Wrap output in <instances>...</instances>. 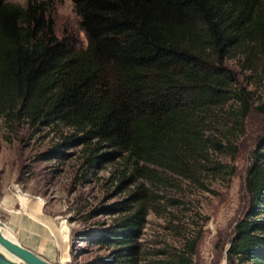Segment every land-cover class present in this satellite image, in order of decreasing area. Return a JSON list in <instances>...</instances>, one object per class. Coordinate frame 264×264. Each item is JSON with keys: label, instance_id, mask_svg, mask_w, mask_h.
Returning <instances> with one entry per match:
<instances>
[{"label": "trees", "instance_id": "trees-1", "mask_svg": "<svg viewBox=\"0 0 264 264\" xmlns=\"http://www.w3.org/2000/svg\"><path fill=\"white\" fill-rule=\"evenodd\" d=\"M70 1L84 47L56 35L50 0H0V118L8 129L81 134L63 136L52 153L76 141L87 146V169L119 158L121 185L154 183L162 172L195 180L203 171H223L220 162L208 165L224 147L214 134L216 119L238 102L241 125L252 98L235 86L226 61L239 56L245 69L264 75V0ZM245 188L248 207L234 226L227 262L264 264V135ZM148 199L139 184L130 197L138 208L115 227L89 234L116 248L106 264L137 263ZM127 201L109 208L128 211ZM197 241L186 240L170 264H192Z\"/></svg>", "mask_w": 264, "mask_h": 264}, {"label": "rangeland", "instance_id": "rangeland-1", "mask_svg": "<svg viewBox=\"0 0 264 264\" xmlns=\"http://www.w3.org/2000/svg\"><path fill=\"white\" fill-rule=\"evenodd\" d=\"M9 1L25 4L27 0ZM50 2L56 35L84 47L86 37L72 2ZM241 61L236 56L226 64L237 76L235 86L251 92L250 110L238 125L239 103L231 101L223 107L214 134L224 147L212 152L208 165L217 161L225 167L203 171L195 180L162 172L163 179L154 183L139 179L121 185L118 176L124 166L119 158L103 159L87 169V146L76 141L52 153L64 142L63 136L77 139L81 134L27 127L11 131L0 118V221L5 229L50 263L106 264L115 258L116 248L91 241L89 234L115 227L135 211L139 204L130 197L142 183L149 199L137 239L136 264H170L175 253L185 249L186 240L195 237L192 264H228L226 251L234 226L248 207L245 178L252 151L264 135V75L245 69ZM229 143L236 147L235 154L225 148ZM108 152L102 149L99 154ZM20 193L28 199L26 209ZM124 200H129L124 204L128 211L109 208ZM62 227L67 231L63 240Z\"/></svg>", "mask_w": 264, "mask_h": 264}, {"label": "water", "instance_id": "water-1", "mask_svg": "<svg viewBox=\"0 0 264 264\" xmlns=\"http://www.w3.org/2000/svg\"><path fill=\"white\" fill-rule=\"evenodd\" d=\"M2 223L0 222V227ZM230 245V243H229ZM0 264H53L27 247L6 237L0 230ZM66 264V263H60Z\"/></svg>", "mask_w": 264, "mask_h": 264}, {"label": "bare ground", "instance_id": "bare-ground-1", "mask_svg": "<svg viewBox=\"0 0 264 264\" xmlns=\"http://www.w3.org/2000/svg\"><path fill=\"white\" fill-rule=\"evenodd\" d=\"M18 198L20 199V201L22 202V206L26 209L28 206H27V203H28V199L23 195V194H19ZM1 222V221H0ZM2 223V222H1ZM6 226L4 227V224L2 223V226L0 227V230L1 232L8 238L14 240V241H17L16 238L14 237V235L8 230V229H5ZM59 233L61 235V238L62 240L66 238V229L64 227H62L60 230H59ZM0 250L3 251V249H1L0 247ZM62 251V250H61ZM64 256H65V253L62 252V260L64 259ZM62 263V262H61ZM64 263V262H63ZM67 264V263H66Z\"/></svg>", "mask_w": 264, "mask_h": 264}]
</instances>
